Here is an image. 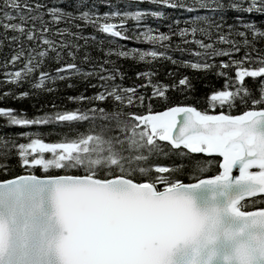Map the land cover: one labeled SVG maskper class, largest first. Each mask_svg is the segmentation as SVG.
Segmentation results:
<instances>
[{
  "label": "snow or ice",
  "instance_id": "obj_1",
  "mask_svg": "<svg viewBox=\"0 0 264 264\" xmlns=\"http://www.w3.org/2000/svg\"><path fill=\"white\" fill-rule=\"evenodd\" d=\"M141 2L123 10L110 0L0 4L3 40L12 49L4 67L21 64L0 73V84L11 85L0 101L55 93L58 82L70 88L74 78L94 79L87 87L97 89L67 96L72 109L50 104L29 115L0 106V127L17 129L0 132V264H170L172 249L200 232L203 217L185 192L201 184L235 188L227 211L254 225L264 221V207H255L264 204L255 199L264 196V21L254 19L264 17V0ZM149 18L167 20L166 31L143 23ZM73 21L80 22L75 31ZM117 58L146 65L134 73L137 83L117 82L124 77ZM163 62L174 67L160 79ZM45 63L58 66L49 72ZM209 73L223 86L198 95L196 83ZM145 99L146 111H132L143 110ZM152 101L163 110H151ZM238 105L239 114L225 111ZM189 153L217 154V174L200 178L201 158ZM161 157L169 163H158ZM181 164L194 182L176 178ZM245 197L253 210H241ZM254 230L264 233V224Z\"/></svg>",
  "mask_w": 264,
  "mask_h": 264
},
{
  "label": "trees",
  "instance_id": "obj_2",
  "mask_svg": "<svg viewBox=\"0 0 264 264\" xmlns=\"http://www.w3.org/2000/svg\"><path fill=\"white\" fill-rule=\"evenodd\" d=\"M30 2H36V0H30ZM46 2L51 5L56 3V0H46ZM111 3H114L116 5L117 8H121V10L124 9V6L126 3H136V0H110ZM3 3V0H0V4ZM57 6L60 7H66V4L61 2L59 3ZM98 8L99 11L103 12L106 9V5H104L103 3H98ZM139 7L141 8H147V7H152L151 5H148L146 3V0H142V2L140 3ZM128 10H131V8H129ZM169 14L172 15L173 18H175V13H171L169 10ZM229 16H231V13L229 12L228 14ZM45 20H47V16L45 15L44 17ZM254 19L258 22L260 21H264V17H260L259 15H256L254 17ZM168 21L165 20L163 21V23L157 25L151 18L143 21V23H147L152 27H159L160 31H166L164 24H166ZM80 23L79 21H73V28L72 30L75 31L76 28L74 27L75 24ZM131 23V21H129V24ZM64 24H59L56 25V27H64ZM181 26H184L183 24H181ZM3 29L0 28V73H4L7 70L10 71H14L16 68H19L21 66V64L19 62H16L14 65H8V68L5 69L4 65L6 63V59H10V53L12 51V49L9 47L8 42L6 40H3ZM93 32V29L91 27H84L83 28V33L84 34H88ZM8 35H13L12 32H8ZM131 34V33H129ZM97 35H99L97 33ZM173 41L176 40L175 37L172 38ZM80 43H83V41H80ZM119 43L125 45L126 47H139V48H147L149 47V45L144 44V43H135L134 41L128 40V41H119ZM31 46V45H30ZM187 47H195L194 45H187ZM257 47H259V43H257ZM88 48L90 51H92L93 55H100L101 59H102V54H97L95 52V49L93 47V45L91 44V42H89L88 44ZM175 57L180 58L179 53L177 52H173L172 53ZM220 59H224V57H221ZM78 65L80 64V60L79 57H77L76 61H75ZM116 64L117 66L120 68V70L124 73V77L123 80H117L118 83H122L123 86H132L135 83H137L138 81L136 80V77L134 75V73L136 71H143L146 67V65H144L143 63L140 62H136L133 60H128V59H116ZM57 64H48L45 63V69L48 70L49 72H51L52 68L57 67ZM86 68V65L84 66ZM105 67H107V65H105ZM154 68H157L156 65H153ZM170 67H174L170 64H168L167 62H163L158 68H157V75L160 79H164L165 74L168 71V68ZM178 71L183 72L185 75L190 74L188 70L185 69H178ZM0 79H3L2 76H0ZM65 82H58L57 87L58 90L55 93H51V94H41L39 96H35V97H29L26 98L24 100H12L11 98L7 99L6 101H0V106H9V107H13L15 109H24L25 112L29 115H35L36 114V110L40 109L42 111L45 110H51L48 108V105L50 104H55L58 107H62L64 109H72L75 108L77 105L75 103L69 102L67 101L66 97L69 95H76L80 92H83L84 95H90L92 94L94 91H96L97 89L95 88H89L87 87L88 83H92L95 84L96 81L94 79L91 80H82V79H73L72 80V84L74 85L73 87H64ZM206 84V87L204 86ZM223 86V78L221 77H216L214 74L209 73L207 74V76H204L201 78L200 82L196 83V88H197V94L198 95H204L206 94L208 91L213 90V89H218L221 88ZM11 87V85H5V84H0V92L6 90V88ZM23 87V86H22ZM137 91L139 92L140 90L137 89ZM150 91V90H149ZM108 103L110 102H106L104 103L102 106H104L105 108L108 107ZM149 101L147 99H145L144 104L145 107L144 109H140V108H133L132 111L134 112H138L142 114V111H146L147 110V105H148ZM35 106V107H34ZM198 107V110L204 111L205 107L203 105H194ZM151 110L153 111H160L163 110V107L159 104H157L155 101L151 102ZM243 110L242 106H236L235 108L232 109H227L225 111L229 112L230 114L236 115L239 114L241 111ZM211 113H215V111H217V109H209L208 110ZM4 121L0 120V125H3ZM51 128V126H48L46 128H44V131H49ZM4 131H17V129H4L2 127H0V132H4ZM57 137L55 136H45L44 139L46 141H51L56 139ZM162 144L166 143V142H161ZM185 152H187V150H184ZM189 156H193V157H198L201 158L200 162L204 165V170L202 172L199 173L200 178L202 177H207V176H211L214 174H217L218 172V162H219V157L217 154H203V153H199V154H194V153H189ZM158 163L161 164H168L169 160L167 157H161L158 160ZM181 171H178L176 173V178L180 179L181 182H191L194 181L192 179H190V176L195 175L194 173L186 170V166L181 164L179 165ZM136 182H142L140 180H137ZM163 185L160 183L156 184V189H159V187ZM250 198L245 197L244 200L242 201V203L245 205V207H243V210H247V209H252V207L247 206V201ZM255 199H264V196H262L261 194H257V196L255 197ZM255 207H264V204H257L255 205Z\"/></svg>",
  "mask_w": 264,
  "mask_h": 264
},
{
  "label": "water",
  "instance_id": "obj_3",
  "mask_svg": "<svg viewBox=\"0 0 264 264\" xmlns=\"http://www.w3.org/2000/svg\"><path fill=\"white\" fill-rule=\"evenodd\" d=\"M232 174H237V170L234 169ZM235 192L233 187L210 184H201L185 192L198 212H205L209 208L216 210L217 225L213 228L203 223L194 242L177 244L170 253V264H192L193 261L195 264H234L231 260H225L230 254L231 242L225 240L223 229L239 224L238 218L227 211V204ZM210 236L214 239L206 242Z\"/></svg>",
  "mask_w": 264,
  "mask_h": 264
},
{
  "label": "clouds",
  "instance_id": "obj_4",
  "mask_svg": "<svg viewBox=\"0 0 264 264\" xmlns=\"http://www.w3.org/2000/svg\"><path fill=\"white\" fill-rule=\"evenodd\" d=\"M203 223L213 226L217 225V215L214 208L200 212ZM238 226L223 229L225 240L231 242V249L228 260L234 264H260L264 260V233L254 230L256 225L264 224V221L257 220L254 225L250 220L239 219Z\"/></svg>",
  "mask_w": 264,
  "mask_h": 264
},
{
  "label": "bare ground",
  "instance_id": "obj_5",
  "mask_svg": "<svg viewBox=\"0 0 264 264\" xmlns=\"http://www.w3.org/2000/svg\"><path fill=\"white\" fill-rule=\"evenodd\" d=\"M121 9V8H120ZM132 10V9H131Z\"/></svg>",
  "mask_w": 264,
  "mask_h": 264
}]
</instances>
